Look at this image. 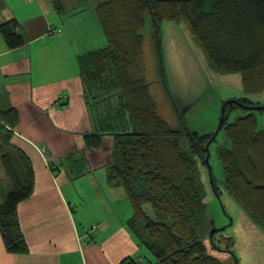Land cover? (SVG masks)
Instances as JSON below:
<instances>
[{
	"label": "trees",
	"instance_id": "trees-1",
	"mask_svg": "<svg viewBox=\"0 0 264 264\" xmlns=\"http://www.w3.org/2000/svg\"><path fill=\"white\" fill-rule=\"evenodd\" d=\"M50 2L62 15L61 1ZM94 3L106 45L77 58L88 109L98 108L93 119L96 128L83 136V143L94 150L104 135L113 137L108 180L122 187L130 201L132 217L126 227L140 250L138 257L122 264H221L207 254L195 227L205 214L198 166L208 164L209 147L217 135L191 132L180 115L183 131L174 130L158 115L145 78L142 31L148 15L162 74L160 25L174 22L188 29L217 74H237L245 95H259L264 93V0ZM17 27L15 20L0 25L9 50L25 45ZM222 105L218 133L223 131L230 142L229 148H218L224 188L264 231V129L258 130L250 113L264 112V107L246 98ZM102 106L107 110L104 116L99 112ZM238 111L244 115L229 123ZM16 123L13 110L0 113V234L9 253L23 254L27 246L17 206L30 197L34 172L27 154L12 143ZM211 185L217 193L213 178Z\"/></svg>",
	"mask_w": 264,
	"mask_h": 264
},
{
	"label": "crops",
	"instance_id": "crops-1",
	"mask_svg": "<svg viewBox=\"0 0 264 264\" xmlns=\"http://www.w3.org/2000/svg\"><path fill=\"white\" fill-rule=\"evenodd\" d=\"M60 17L50 0H0V25L17 21L16 32L25 39L23 47L9 50L0 35V113L15 112L12 143L27 154L34 172L33 191L17 206L27 252L9 253L0 234V264H122L140 253L127 221L89 223L83 200L72 194V184L87 174L95 207L103 204L105 178L97 175L112 161L113 137L104 135L98 149L84 146L83 136L96 128L77 63L87 47L61 31L59 24L67 26ZM68 162L80 168L76 178ZM116 189L106 190L110 198L116 199Z\"/></svg>",
	"mask_w": 264,
	"mask_h": 264
},
{
	"label": "rangeland",
	"instance_id": "rangeland-1",
	"mask_svg": "<svg viewBox=\"0 0 264 264\" xmlns=\"http://www.w3.org/2000/svg\"><path fill=\"white\" fill-rule=\"evenodd\" d=\"M60 1L64 8L60 19L67 26L64 29L63 25L59 24L61 31L68 30V34L79 41L83 49L87 47L85 52L104 47L106 41L96 21L94 0ZM51 4L53 5L52 2ZM142 35L141 56L150 94L156 103L158 115L172 129L182 132L183 126L180 121L182 119L188 130L201 136L217 132L223 109L222 102L246 98L259 104V107H264V93L245 95L239 75H219L215 72L206 52L184 25L167 21L160 25L159 40L164 74L161 73L157 61L148 15L145 17ZM91 42L94 47L91 46ZM83 49H80V53H84ZM97 112L98 108L95 109L93 105L89 107L91 119L97 118ZM99 112L102 116L106 115V107H99ZM250 113H253L257 120L258 130L264 129V112L256 110ZM179 115L181 119L178 118ZM243 115L241 111L233 113L229 117V123H233ZM119 127L120 123H118ZM127 128L131 129V125ZM219 147H230V142L223 131L217 134L215 142L209 147L208 164L198 166L205 193V214L195 225L197 237L206 248L207 254L221 264H264V231L226 192L218 158ZM65 165L71 177L76 178L77 170L80 168L69 162ZM98 174L100 176L97 175V178H105L103 187L99 188L105 196L103 204L96 203L95 207L92 188L88 189L85 185L89 184L85 178L87 174L84 178H82L84 175L79 177L76 181L78 183L72 184L77 188L72 191L74 198L83 200L80 206L87 213L89 223L95 220L96 224L101 218L108 217H113L112 220L108 218L110 224L125 223L132 217V209L124 189L109 183L108 168L99 170ZM211 178L217 193L212 188ZM111 187L118 188L117 191L112 192L116 195V199L110 198L108 193L111 192L106 191ZM72 205V210L77 214L79 207L74 203ZM146 211L150 212V210ZM135 258L136 256H131L129 259Z\"/></svg>",
	"mask_w": 264,
	"mask_h": 264
},
{
	"label": "water",
	"instance_id": "water-1",
	"mask_svg": "<svg viewBox=\"0 0 264 264\" xmlns=\"http://www.w3.org/2000/svg\"><path fill=\"white\" fill-rule=\"evenodd\" d=\"M255 109H259V108L257 107V108H255ZM217 129H219V126H218ZM217 133H218V130H217V132H215V135H217ZM206 162H207V160H206Z\"/></svg>",
	"mask_w": 264,
	"mask_h": 264
},
{
	"label": "built area",
	"instance_id": "built-area-1",
	"mask_svg": "<svg viewBox=\"0 0 264 264\" xmlns=\"http://www.w3.org/2000/svg\"><path fill=\"white\" fill-rule=\"evenodd\" d=\"M138 264H142V263L139 261Z\"/></svg>",
	"mask_w": 264,
	"mask_h": 264
}]
</instances>
